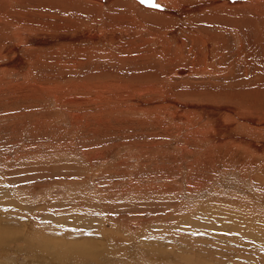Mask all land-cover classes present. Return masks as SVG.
Listing matches in <instances>:
<instances>
[{
	"label": "rangeland",
	"instance_id": "rangeland-1",
	"mask_svg": "<svg viewBox=\"0 0 264 264\" xmlns=\"http://www.w3.org/2000/svg\"><path fill=\"white\" fill-rule=\"evenodd\" d=\"M170 1L163 5L187 11L146 15L136 0H0V264H264L239 246L251 242L241 221L264 222V154L250 146L262 156L251 152L254 163L251 155L204 153L203 108L185 107L205 104L222 122L229 120L224 110L238 120L242 109L261 128L252 136L264 146V122L245 104L264 106V79L247 89L225 84L246 65L264 71L263 36L249 57L229 59L257 36L256 24L259 35L263 27L257 21L253 32L244 28L251 21L227 10L196 12V2ZM26 25L36 38L23 35ZM215 26L232 31L218 47L207 32ZM10 47L41 61L30 58V70L18 73L9 67L17 55ZM66 63L73 72L65 79ZM52 71L59 82L49 77L56 84L41 86L37 74ZM218 72L232 76L214 85ZM251 73L244 78L257 77ZM230 103H240L235 113L226 110Z\"/></svg>",
	"mask_w": 264,
	"mask_h": 264
},
{
	"label": "bare ground",
	"instance_id": "bare-ground-1",
	"mask_svg": "<svg viewBox=\"0 0 264 264\" xmlns=\"http://www.w3.org/2000/svg\"><path fill=\"white\" fill-rule=\"evenodd\" d=\"M82 1V0H81ZM92 1V0H91ZM94 1V0H93ZM136 1H138L140 4H141V6H140V8L138 7V4H137V2H136V6H137V8H139L141 11L142 10H145V12L146 11H148L149 13H147L146 15H149V14H152V15H154L153 13H150V11L151 10H154V11H159L160 13H159V15L161 14V13H163V14H161L162 15V17L163 16H168V14H174V13H176V14H178L179 16H181L182 15V13H184L185 11H187V7L186 6H180L181 5V3H183V4H185V5H188L187 3L188 2H196V3H198L199 4V6L200 7H196L195 6V8H194V11H198L199 9H205V7L206 8H213V9H223V10H227L228 12H230V13H233V14H235V15H237L238 17H242V20L243 19H245L244 21H247V20H249V21H251L250 23H245V24H247V26H244V28H246V27H249V28H251L250 30H252L253 32H255L254 30H253V27H254V25H253V23H255V22H257V21H259V23H260V25H261V27H263V31L261 32L262 33V35H259V33H258V29H257V24H256V28H254V29H256V33H257V36H255V38L252 36V35H249L248 36V40H246V41H243V42H247V43H243V44H240L239 46L238 45H236V44H234V46L236 47H234L233 48V46H232V48L233 49H231V52L229 53L230 54V57H229V54L227 53V55H225V56H227V58L229 57V59H231L232 61H238L239 60V58L240 57H242V56H244V55H246L247 56V54H249L250 52H251V50H252V48L253 47H255L256 45L254 44V41H258V40H261V37L263 36L264 37V0H178V1H180V7L178 8V10L175 12L174 10H176V9H174V7H168V6H165V5H163V3H165L167 0H154V2L152 3L153 5H150L149 4V2L147 1V0H145V2H141V0H136ZM157 1V2H156ZM172 1V0H171ZM170 1V2H171ZM108 2V1H107ZM174 3H175V1H174ZM176 3H177V0H176ZM104 4H106V1L104 2ZM139 4V5H140ZM178 4V3H177ZM176 4V5H177ZM155 5V6H154ZM171 5H173V4H171ZM191 5V4H190ZM106 6V5H105ZM135 6V7H136ZM149 7V10L147 9V8H144V7ZM142 7V8H141ZM177 8V7H176ZM118 9V8H117ZM138 10V9H137ZM210 11V10H209ZM116 12V11H115ZM137 12V11H136ZM249 14L248 16H243L244 14ZM136 14V13H135ZM204 14V13H203ZM208 14V13H207ZM139 15V14H138ZM144 15V14H143ZM175 15V14H174ZM187 15V14H186ZM188 15H189V13H188ZM121 16V15H120ZM119 16V17H120ZM155 16H157V18H158V15H155ZM26 18V17H25ZM145 18V17H144ZM156 18V19H157ZM160 18V17H159ZM158 18V19H159ZM199 18V17H198ZM121 20V19H120ZM147 20V19H146ZM145 20V21H146ZM155 20V19H154ZM161 20V19H160ZM173 20V19H172ZM192 21V20H191ZM190 21V22H191ZM202 21V20H201ZM243 21V22H244ZM148 22V21H147ZM219 22V21H218ZM240 22H241V20H240ZM31 23H33V24H36V22H31ZM121 23H122V21H121ZM149 23V22H148ZM153 23V22H152ZM179 23V22H178ZM180 23H183V22H180ZM221 23V22H220ZM30 24V23H29ZM32 24V25H33ZM41 24V23H40ZM205 24V23H204ZM236 24V23H235ZM243 23H240V25H242ZM13 25V24H12ZM15 25V24H14ZM32 25H26V28H24V30L21 28V30L23 31L22 33H23V35L24 36H28V38L27 39H30V38H32V37H35V36H33V34L32 35H30L31 33H33L34 31H33V29L31 28V26ZM37 25V24H36ZM39 25V24H38ZM122 25V24H121ZM185 25V24H184ZM197 25V24H196ZM238 25V24H237ZM236 25V26H237ZM35 26V25H34ZM153 26V25H152ZM193 26V25H192ZM191 26V27H192ZM208 26V25H207ZM21 27V26H20ZM37 27H39V26H37ZM198 27H201V26H199V24H198ZM204 27V26H203ZM150 28V27H149ZM166 28V27H165ZM177 28V27H176ZM190 28V27H189ZM231 28H234V31H236L235 30V27H231ZM238 28V27H237ZM258 28H259V26H258ZM151 29H152V27H151ZM154 29H155V27H154ZM185 29V28H184ZM214 29V30H213ZM238 29H240V28H238ZM237 29V31H242L241 29L240 30H238ZM243 29V28H242ZM262 29V28H261ZM35 30V29H34ZM192 30V29H191ZM91 31V30H90ZM194 31V30H193ZM245 30H243L242 32H244ZM42 32H44V31H42ZM208 32V36H209V38H210V42L211 43H213L215 46H217V44H219L220 45V42H222L223 40L225 41V39L223 38V37H231V29H229L228 27H225L223 30H221V26H215V28H212V29H210V30H208L207 31ZM221 32H223L222 33V36H219V34L221 33ZM37 33V32H36ZM85 33V32H84ZM92 33V32H91ZM28 34V35H27ZM82 34V33H81ZM93 34V35H92ZM91 35L92 36H90L89 38H91V40L92 39H100L101 40V38H99V37H101V34H98L97 32H93ZM118 34V33H117ZM169 34V33H168ZM189 34V33H188ZM198 34H200V32L198 33ZM242 34H244V33H242ZM119 35V34H118ZM185 35H187V34H185ZM192 35V34H191ZM236 35V34H235ZM23 36V37H24ZM75 36V35H74ZM84 36V35H83ZM104 36V35H103ZM115 36V35H114ZM174 36V35H173ZM242 36V35H241ZM63 37V38H62ZM61 38H62V40L63 39H65V36H62ZM77 37V36H76ZM177 37V36H176ZM182 37V36H181ZM36 38V37H35ZM74 38V37H73ZM82 38V37H81ZM115 38V37H114ZM41 39H43V38H41ZM66 39H67V37H66ZM72 39V38H71ZM77 39H79V38H77ZM177 39H178V37H177ZM237 39H239V38H237ZM33 40H35V39H33ZM99 40V41H100ZM201 40V39H200ZM232 40V39H231ZM241 39H239V41H240ZM49 41V40H48ZM48 41H46L45 39H43L42 41H40L39 43L40 44H43V45H46V44H48V43H51V42H48ZM67 41V40H66ZM70 41V40H69ZM76 41V40H75ZM169 41V40H168ZM180 41V40H179ZM184 41V40H183ZM223 41V42H224ZM234 41V40H233ZM261 41H264V39L263 40H261ZM186 42V41H185ZM200 42V41H199ZM191 43H194L192 40H191ZM191 43H189V44H191ZM234 43V42H233ZM232 43V44H233ZM259 43V42H258ZM166 44H167V41H166ZM224 44V43H223ZM231 44V43H230ZM230 44H228V45H230ZM191 45H193V44H191ZM169 46V45H168ZM186 46V45H185ZM261 46V45H260ZM218 47V46H217ZM11 48V47H10ZM160 48H162V47H160ZM165 48H167L166 46H165ZM186 48V47H185ZM163 49V48H162ZM176 49V48H175ZM178 49H180V46H179V48ZM213 49V48H212ZM222 49V48H221ZM226 49H228V48H226ZM258 49H259V46H258ZM11 50V53L12 52H14V53H16L17 54V52L19 51V49L17 48V47H13V48H11L10 49ZM144 50V49H143ZM180 50H182L183 51V49L181 48ZM194 50V49H193ZM215 50V49H214ZM218 50V49H217ZM253 50H254V48H253ZM260 50V49H259ZM163 51V50H162ZM167 51V50H166ZM181 51V52H182ZM187 51H189V50H187ZM192 51V50H191ZM223 51V50H222ZM228 51V50H227ZM230 51V50H229ZM255 51H257V49L255 50ZM165 52V51H164ZM169 52V51H168ZM176 52V51H175ZM190 52V51H189ZM224 52V51H223ZM259 52V51H258ZM261 52H262V50H261ZM165 53H167V52H165ZM164 53V54H165ZM171 53H173V52H171ZM170 53V54H171ZM184 53V52H183ZM214 53V52H213ZM252 53V52H251ZM149 54V53H148ZM178 54V53H177ZM195 54V53H194ZM207 54V53H206ZM145 55V54H144ZM155 55V54H154ZM166 55V54H165ZM168 55V54H167ZM166 55V59H168V57H170V56H167ZM212 55V54H211ZM253 55H254V53H253ZM22 56V55H21ZM21 56H19V54H17L14 58H15V61H14V58L12 59V61H11V63H12V66H11V64H9L10 66L9 67H13L12 69H15L18 73H20L21 72V74L22 73H26L27 72V70L26 69H28V70H30V67L32 66L31 64H35L36 62H40L41 60L39 59L38 61H37V57H38V54H36V52H33V57H30L31 59H36V60H34V62H32L30 65H29V63L31 62V59L30 58H26V59H22V58H20ZM160 56V55H159ZM224 56V57H225ZM250 56V54L248 55V57ZM2 57V56H1ZM144 58H145V56H143ZM148 57V56H147ZM161 57V56H160ZM136 58H139V57H136ZM209 58V57H208ZM260 58V57H259ZM166 59H165V61H166ZM226 59V58H225ZM209 60V59H208ZM262 60V59H261ZM146 61V60H145ZM229 61V60H228ZM245 61V60H244ZM250 61H251V59H250ZM249 61V62H250ZM52 62H55V61H52ZM181 62V61H180ZM239 62V61H238ZM237 62V63H238ZM246 62H247V60H246ZM260 62V61H259ZM9 63V62H8ZM68 63V62H67ZM66 63V64H67ZM167 63V62H166ZM231 63V62H230ZM229 63V64H230ZM240 63V62H239ZM262 63H264V62H262ZM261 63V64H262ZM51 64H55V63H51ZM74 64V63H73ZM75 64H76V62H75ZM228 64V65H229ZM233 64V63H232ZM231 64V65H232ZM29 65V66H28ZM45 65L46 64H44L43 66L45 67ZM174 65V64H173ZM194 65V64H193ZM224 65V64H223ZM222 65V66H223ZM252 65V64H251ZM248 66V65H246L243 69H241L240 68V73L241 74H237L236 72H235V74H223V73H221V72H218V75L214 78V80H211L210 82H212V83H214V85L215 84H217V83H220V81L219 80H225V78L229 75V76H232V77H236V78H238L237 80H234V81H230L229 83L228 82H226L225 84L228 86H230V85H238V86H240V88L241 87H244L245 85H247V87L249 88L250 87V85H261L262 84V82H263V80L261 81V78H263L264 79V71L262 70L261 71V69H262V65L260 66V65H257V64H255L254 66ZM42 66V65H41ZM48 66H49V64H48ZM185 66V65H184ZM39 66H37V68H38ZM220 67V66H219ZM228 67V66H227ZM51 67H49V69H50ZM72 68V67H71ZM218 68V67H217ZM222 68V67H221ZM7 69V68H6ZM36 69V68H35ZM62 69H65L64 71H65V73H67V75H63L64 76V78L66 79V77H68V74H69V72H71V71H69V65L67 64L66 66H65V68H62ZM215 69V68H214ZM235 69V68H234ZM44 70H46V69H44ZM51 70H52V68H51ZM222 70V69H221ZM230 70V69H229ZM232 70V69H231ZM230 70V71H231ZM184 71H185V68L184 69H182V68H179V70H178V72L179 73H184ZM29 72V71H28ZM73 72V71H72ZM210 72V71H209ZM227 72V71H226ZM243 72V73H242ZM250 72H252V73H255L256 74V76L258 77H256L257 78V81H255L256 80V78L254 79V78H250L252 75H250L249 73ZM16 73V72H15ZM214 73H216V72H214ZM246 75L247 76V74H249L250 75V77L249 78H244V77H246V76H244V75ZM44 75V74H43ZM46 75V74H45ZM72 75V74H71ZM70 75V76H71ZM241 75H243V76H241ZM248 75V76H249ZM37 76H38V78L41 80V82H39L40 83V85L41 86H45L46 84V87L48 86V85H54V84H56V83H52L49 79H45V78H49V77H53L54 79H51L52 81H55V82H59V80H57V78H56V74L54 73V71H52L51 73H49V74H47L44 78H42L43 76H41V77H39L40 75H38L37 74ZM62 76V75H61ZM62 76V77H63ZM238 76H241L240 78L238 77ZM247 76V77H248ZM170 77V76H169ZM255 77V76H254ZM261 77V78H260ZM142 78H144V77H142ZM168 78V77H167ZM185 78V77H184ZM259 78H260V80H259ZM38 79V80H39ZM113 79V78H112ZM145 79H146V77H145ZM169 79V78H168ZM219 79V80H218ZM159 80V79H158ZM158 80L156 81V80H154L155 82V84H156V82H158ZM196 80V79H195ZM232 80V79H231ZM3 81V80H2ZM6 81V80H5ZM80 81V80H79ZM120 81V80H119ZM147 81V80H146ZM149 81H150V79H149ZM166 81V80H165ZM168 81H170L171 82V80L169 79ZM174 81L175 82H172V85L173 86H176V85H178L179 83H177L176 82V79H174ZM189 81V80H188ZM191 81V80H190ZM92 82V81H91ZM115 82V81H114ZM116 82H118V81H116ZM125 82V81H124ZM206 82V81H205ZM246 82H247V84H246ZM80 83V82H79ZM140 83H143V82H140ZM153 83V84H154ZM165 83V82H164ZM167 83V82H166ZM183 83V82H182ZM186 83V82H185ZM188 83V82H187ZM192 83L194 84L195 83V85H196V83H199V84H201L199 81L197 82V81H192ZM223 82H221V84H222ZM115 84V83H114ZM117 84V83H116ZM147 84V83H146ZM169 84V83H168ZM250 84V85H249ZM61 85V84H60ZM120 85V84H119ZM145 85V84H144ZM160 85H162V84H160V82H159V86ZM171 85V86H172ZM226 85H224V87H226ZM14 86V85H13ZM35 86V85H34ZM138 86V85H137ZM140 86V85H139ZM156 86V85H155ZM158 86V85H157ZM163 87H164V85H162ZM162 86H160V87H162ZM169 86V85H168ZM181 86V85H180ZM198 86V85H197ZM12 87V86H11ZM21 87V86H20ZM51 87H53V86H51ZM66 87V86H65ZM68 87V86H67ZM93 87V86H92ZM170 87V86H169ZM182 87V86H181ZM184 88H185V86H183ZM192 87V86H191ZM207 87V86H206ZM213 87V86H212ZM246 87V86H245ZM244 87V88H245ZM137 88V87H136ZM139 88V87H138ZM158 88V87H157ZM183 88V89H184ZM228 88V87H227ZM251 88V87H250ZM163 89V88H162ZM167 89V88H166ZM182 89V88H181ZM190 89V88H189ZM198 89V88H197ZM197 89H195V90H197ZM207 89V88H206ZM245 89H247V88H245ZM31 90V89H30ZM92 90V89H91ZM185 90H186V88H185ZM192 90V89H191ZM202 90H204L203 88H202ZM208 90V89H207ZM216 90H218V89H216ZM199 91H201L200 89H199ZM199 91L197 92V93H199ZM209 91V90H208ZM219 91V90H218ZM246 91V90H245ZM167 92V91H166ZM187 92V91H186ZM188 92H191L190 90L188 91ZM193 92V91H192ZM194 92H196V91H194ZM207 92V91H206ZM241 91H239V93H240ZM88 93V92H87ZM91 93V92H90ZM96 93H98V92H96ZM158 93V92H157ZM254 93V92H253ZM252 93V94H253ZM36 93L34 92V91H32V93H31V95H35ZM172 94V93H171ZM170 94V95H171ZM194 94V93H193ZM167 95V94H166ZM24 96H25V94H24ZM26 96H28V97H30L29 95H26ZM103 96V95H102ZM188 96H189V94H188ZM32 97V96H31ZM34 97V96H33ZM152 97H154V96H152ZM94 100V99H93ZM178 100V99H177ZM180 100V99H179ZM169 101V100H168ZM71 102V101H70ZM144 103V102H143ZM176 104V103H175ZM206 104H208V103H206ZM219 104H220V102H219ZM225 104V103H224ZM230 104H233V106H231V107H229V106H225L226 107V110H231V112L233 111V110H236L235 109V107L234 106H238V105H240V103H230ZM246 105H248V109H253V111H255V112H257V113H255V114H258L259 115V117L261 118V121H263L264 122V120H262L263 118H264V106L263 105H260V104H263V103H258V104H254V105H251L250 103H245ZM244 104V105H245ZM84 105V104H83ZM90 105V104H89ZM165 105V104H164ZM210 105V104H209ZM209 105H207L208 107H209ZM211 105L213 106V104L211 103ZM242 105V104H241ZM87 106H88V104H87ZM189 106H197V107H202L203 108V110H201L200 111V113H199V120H200V125H199V127H198V129H197V131L199 132V138H200V140L202 141L203 140V142L205 143L206 142V146H205V148L203 147V149H205V150H203V152L204 153H206V154H208V153H210V154H215L217 151L219 152V154H220V156L221 157H224V156H232L233 154H235V155H238V156H240V158H244L245 156H249V155H251V156H253L254 157V159H252V162H254V163H257V162H259L258 160H257V156H255V155H253L251 152H254V150L253 151H249L248 149H251L250 148V146L253 148V147H255V149H257V150H261V153H262V155L264 154V146L263 147H261V145H257L256 144V141L254 140V136H252V135H255V136H257V137H260L259 135V133L261 132V128L260 127H255L258 123L256 122V120H255V118H253V117H250V118H246V113H242V109H240L241 110V112H240V114H238L237 115V113H236V115H237V118H238V120L237 119H234V118H232V116H233V113H232V115H230L227 111H223L222 109H223V107H222V111H223V114L221 115V116H224V117H227V118H229V120H224L223 122L222 121H220L219 120V117L217 116V112H216V114H209L210 112H213L214 111V109L211 111V109L210 110H208V108H206V105L204 104H201V103H199V104H195V105H191V103L190 104H186L185 105V107L186 108H189ZM212 106H210V108L212 107ZM214 106H216V105H214ZM218 106V105H217ZM220 106H222V105H219L218 107H220ZM61 107V106H60ZM84 107V106H83ZM175 107V106H174ZM228 107H229V109H228ZM240 107V106H239ZM246 107V106H245ZM99 108V107H98ZM169 108V107H168ZM177 108V107H176ZM215 108V107H214ZM231 108V109H230ZM89 109V108H88ZM87 109V110H88ZM164 109V108H163ZM182 109V108H181ZM220 109V108H219ZM233 109V110H232ZM183 110V109H182ZM184 110H186V109H184ZM191 110H193V109H191ZM191 110H189V109H187V112L186 113H191ZM216 110V109H215ZM194 111V110H193ZM197 111V110H196ZM218 111V110H217ZM220 111V110H219ZM234 113L236 112V111H233ZM94 113V112H93ZM179 113V112H178ZM88 114V113H87ZM90 114H91V112H90ZM90 114H89V116H90ZM95 114V113H94ZM93 114V115H94ZM97 114V113H96ZM95 114V115H96ZM180 114V113H179ZM183 114V113H182ZM192 115H194L193 113H191ZM196 114V113H195ZM206 114H209L210 116H209V118L207 117V115ZM98 115V114H97ZM99 115H100V113H99ZM174 115V114H173ZM177 117H179V116H181V114L178 116V115H176ZM202 116H206V117H204V119H202L201 120V118H202ZM183 117V116H182ZM194 118V116H191V119H193ZM196 117H198V116H196ZM195 117V118H196ZM235 117V116H234ZM91 118V117H90ZM188 119H189V117H187ZM197 119V118H196ZM240 119H242V120H248V121H251L250 122V126L249 125H247V124H242L241 122H238ZM249 119H251V120H249ZM94 121L96 120V119H93ZM194 121H195V119H194ZM220 122V123H219ZM252 122H255V123H252ZM40 123V122H39ZM93 122H91V124H92ZM95 124V123H94ZM98 124V123H97ZM194 124H196V126H197V123H194ZM240 124V125H239ZM242 124V125H241ZM86 125V124H85ZM93 125V124H92ZM99 125V124H98ZM96 126V125H95ZM240 126H241V128H242V130H239L238 131V129H240ZM89 128V127H88ZM226 129V130H225ZM227 129H228V132H227ZM97 130V129H96ZM240 133V131H242V134H241V137H242V140H241V138L237 135V133ZM236 135H235V134ZM228 134V135H227ZM249 138V143L248 142H246L245 141V138H247L246 136ZM250 137L252 138V140H250ZM233 138V139H232ZM244 138V139H243ZM205 145V144H204ZM236 148H238V149H236ZM213 151H215V153L213 152ZM235 151V152H234ZM213 152V153H212ZM217 152V153H218ZM232 152H234V153H232ZM245 152H247V154H245ZM250 152V153H249ZM216 153V154H217ZM255 154H257V155H259V156H261L260 154H259V152H254ZM218 156V155H217ZM262 157V156H261ZM232 158H235V156L233 157L232 156ZM264 158V157H263ZM224 159V158H223ZM231 159V158H230ZM250 159H251V157H250ZM260 159V158H259ZM221 160V159H220ZM264 161V160H263ZM217 162V161H216ZM222 163H224V162H222ZM241 217V216H240ZM243 219H244V217H243ZM242 219V220H243ZM255 219L253 218H251L250 220H246L247 222V224L245 223H243V221H241V224L239 225V228L241 229V230H243L244 231V236L246 235L247 236V238H249L250 239V243H244L243 245L242 244H240L239 246H243L241 249L243 250V251H251V252H253V253H255L257 256H261L262 258H260V260L262 259V260H264V222L263 223H258V222H256V221H254ZM260 221H261V218L259 219ZM262 220H264V219H262ZM238 223V222H237ZM224 224H225V221H224ZM244 224V225H243ZM224 226V225H223ZM228 226V225H227ZM228 230V229H227ZM240 232V231H239ZM239 234V233H238ZM234 235V234H233ZM228 249V248H227ZM230 251V250H229ZM231 252V251H230ZM252 261V260H251ZM252 262H254V261H252ZM259 262V261H258ZM256 263V262H255ZM254 263V264H255ZM260 264H261V262H260Z\"/></svg>",
	"mask_w": 264,
	"mask_h": 264
},
{
	"label": "water",
	"instance_id": "water-1",
	"mask_svg": "<svg viewBox=\"0 0 264 264\" xmlns=\"http://www.w3.org/2000/svg\"><path fill=\"white\" fill-rule=\"evenodd\" d=\"M147 1L149 2L150 5H153L152 3L154 2V0H147Z\"/></svg>",
	"mask_w": 264,
	"mask_h": 264
},
{
	"label": "snow or ice",
	"instance_id": "snow-or-ice-1",
	"mask_svg": "<svg viewBox=\"0 0 264 264\" xmlns=\"http://www.w3.org/2000/svg\"><path fill=\"white\" fill-rule=\"evenodd\" d=\"M141 2H145V0H141Z\"/></svg>",
	"mask_w": 264,
	"mask_h": 264
}]
</instances>
